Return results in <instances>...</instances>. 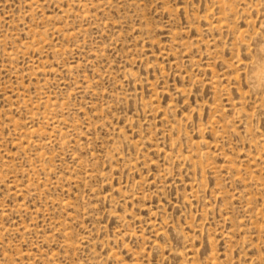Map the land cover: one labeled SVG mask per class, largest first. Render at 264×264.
<instances>
[{
  "label": "rangeland",
  "instance_id": "rangeland-1",
  "mask_svg": "<svg viewBox=\"0 0 264 264\" xmlns=\"http://www.w3.org/2000/svg\"><path fill=\"white\" fill-rule=\"evenodd\" d=\"M0 264H264V0H0Z\"/></svg>",
  "mask_w": 264,
  "mask_h": 264
}]
</instances>
